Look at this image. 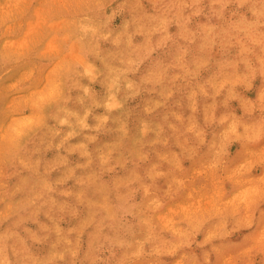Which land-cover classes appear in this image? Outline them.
<instances>
[{"label": "clouds", "instance_id": "1", "mask_svg": "<svg viewBox=\"0 0 264 264\" xmlns=\"http://www.w3.org/2000/svg\"><path fill=\"white\" fill-rule=\"evenodd\" d=\"M37 8L55 93L0 49V264H264V0Z\"/></svg>", "mask_w": 264, "mask_h": 264}, {"label": "rangeland", "instance_id": "2", "mask_svg": "<svg viewBox=\"0 0 264 264\" xmlns=\"http://www.w3.org/2000/svg\"><path fill=\"white\" fill-rule=\"evenodd\" d=\"M13 5L9 11L0 13V49L19 57L20 62L8 66L11 71L5 77V82L13 84L24 81L34 88L39 87L43 102L46 96L55 93L52 81L58 65L47 59L56 52L55 41L48 37L40 22L37 0H13ZM108 14H111V9ZM120 23L121 17L117 16L114 24ZM56 27L49 25L48 30L55 31ZM4 71L7 72V68Z\"/></svg>", "mask_w": 264, "mask_h": 264}]
</instances>
